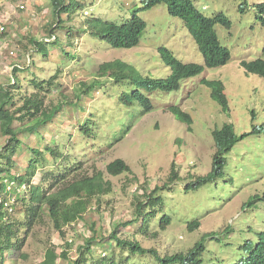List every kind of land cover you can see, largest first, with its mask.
I'll list each match as a JSON object with an SVG mask.
<instances>
[{
  "label": "rangeland",
  "instance_id": "374dc122",
  "mask_svg": "<svg viewBox=\"0 0 264 264\" xmlns=\"http://www.w3.org/2000/svg\"><path fill=\"white\" fill-rule=\"evenodd\" d=\"M261 1L194 0L205 15L222 12L230 19L229 29L222 25L215 27L221 43L230 51V60L182 79L176 90L155 92L151 96L153 110L142 116H137L138 111L132 114L118 103L116 94L120 86H114L106 75L98 78V67L102 62L119 59L144 74L164 77L170 69L160 60V46L168 48L178 59L202 64V55L193 38L182 22L167 12L166 4L144 9L142 0H77L81 8L68 17L66 12L58 15L50 0H12L2 5L0 20L6 21V31L0 34V86L14 82V67L21 69L16 77L23 95L39 92L34 87L35 78L46 83L56 74L52 80L55 87L46 86L40 93L48 106L65 101L60 112L62 119L48 124L44 139L20 134L25 145L43 146L54 138L63 145L70 160L82 161L81 175L94 169L105 172L106 163L117 157L131 168L129 173L117 176L105 172V179L112 183L111 192L93 200L81 219L62 228L63 234L44 215L28 238L24 248L26 258L19 260V264L39 263L47 248H53L59 255L55 264L72 263L78 257L79 247L92 236L103 243L93 246L89 259L103 252L108 256L111 247L106 248L105 244L111 240V230L129 220L133 222L120 225L116 235L138 241L160 256L186 253L205 235L206 251L202 255L210 258L207 260L216 256L231 260L239 253L236 247L243 240L253 241L255 232L264 230V131L250 133L264 123V76L247 73L239 65L241 58H264V28L254 12V5ZM18 4H23V9ZM134 12L146 22L137 46L114 49L90 36L88 30L83 32L89 16L120 23L128 21ZM50 29H55L52 35L61 46H52L51 42L47 44V54L42 55L31 39L52 41ZM68 30L73 37L70 40ZM62 49L70 50L73 56H66ZM202 77L222 81L227 108L222 109L210 96V89L200 82ZM97 78L102 88H96L98 82L92 84ZM73 102H77L75 106ZM168 104L179 106L191 116L189 129L166 110ZM87 119L99 129L94 140L78 133L77 126ZM226 122L232 124L238 140L227 153L223 173L216 182L185 188L188 182L211 170L216 150L211 132ZM127 126L129 130L124 134ZM242 134L247 135L242 137ZM118 138L121 139L114 141ZM6 139L0 131V148ZM69 149L71 154L67 152ZM17 160L22 171L26 162L20 157ZM172 163L177 175L174 182L169 181ZM38 179L36 175L33 183ZM155 187L160 188L157 191L160 199L156 200L163 211L157 213L147 232H141L138 230L141 218L136 221V203L145 200ZM164 214L170 217V223L159 227ZM195 220L199 221V227L189 230L187 225ZM227 228L228 233L224 232ZM213 232L218 233L220 241L210 234ZM112 248L113 254L120 253L121 248L116 244ZM62 251L66 257L60 255ZM154 261L151 253H138L128 264Z\"/></svg>",
  "mask_w": 264,
  "mask_h": 264
},
{
  "label": "trees",
  "instance_id": "16d2710c",
  "mask_svg": "<svg viewBox=\"0 0 264 264\" xmlns=\"http://www.w3.org/2000/svg\"><path fill=\"white\" fill-rule=\"evenodd\" d=\"M50 1L58 15L66 12L67 17L81 6L77 0ZM67 1L68 3H65ZM142 2L144 9H151L161 3L166 4L167 12L178 18L193 38L202 55L203 63L185 62L178 59L165 46L158 48L160 60L170 69L164 77L144 74L132 64L119 59L100 63L98 78L101 79L99 76L106 75L114 82V86H120L121 89L116 94L118 103L131 110L132 114L138 111L137 116H142L153 110L151 96L155 92L176 90L182 79L195 76L201 73L204 68L220 67L226 64L231 57L229 49L221 43L215 28L216 25H222L228 29L231 27L230 19L222 12L207 16L197 8L194 0H142ZM82 6L84 5L82 4ZM255 17L264 28V1L255 5ZM58 20H61L60 16ZM86 24L83 32L88 30L90 36L98 38L114 49L137 46L146 28V22L136 12L126 22L118 23L89 16L86 19ZM54 31L55 29L49 31V37L54 36L52 41H46V38L31 39L37 52L42 55L47 54L49 47L47 44L51 42L52 46L57 44L61 46L60 41L56 39L55 35H52ZM66 34L69 37L68 40L73 38L69 30ZM62 50L66 56H73L70 50ZM239 65L247 73L264 76L263 58L252 60L241 58ZM14 71V82H9L6 87L0 86V131L4 136H7L6 142L0 148V264H19V260L26 258L25 244L34 229L42 222L44 215L49 218L53 227L63 234L62 228L81 219L93 200L111 192L112 183L109 179H105V172L111 176H117L129 173L131 170L124 159L117 157L106 163L105 172L94 169L91 173L81 175L82 161H77L75 158L70 160L69 155L65 154L63 150V145L57 143L54 138H51L43 146L31 147L27 143L25 145V140L20 137V134L22 136L32 134L40 140L44 139L43 134L47 130L48 124L56 119H62L60 112L63 110L65 101H58L56 104L48 106L44 103V96L40 93V90L47 88L46 86L55 84L52 83V80L56 74L46 83L35 78L34 87L39 92L23 95L19 91V80L16 77V72L21 69L14 67ZM98 78L92 84L98 82L96 88H102ZM200 82L210 89V96L222 106V109L227 108L224 84L221 80L202 77ZM76 103L73 102L72 105L75 106ZM166 110L173 113L178 120L185 122L188 129L191 127V116L181 110L179 106L168 104ZM94 125L96 126L87 119L85 123L77 126L78 133L84 138L89 137L94 140L99 134L98 127L96 128ZM128 130L129 126L123 130V133L125 134ZM261 131H264V123L259 128L254 127L250 133ZM247 134H242V137ZM211 136L216 148L211 162L212 168L207 174L197 176L188 182L185 186L187 189L196 188L208 182H216L223 173L227 153L238 140L232 124L228 122L219 129H214ZM103 148L105 149V147ZM98 150L99 152L104 151L103 149ZM67 152L71 154V149ZM25 153H27L26 157H24ZM17 157L26 162L22 171H19L20 163ZM173 165L172 163L170 182H174L177 177ZM36 175H39V179L33 183V178ZM158 190L160 188L155 187L145 200H138L136 203V221L141 218L138 228L141 232H147L157 213L163 211L161 203L156 200L160 199ZM131 222L133 220L116 224L111 230L109 235L111 240L105 244L106 248L111 247L109 252L111 255L106 256L103 252L102 256H91L89 259L88 255L92 254L93 246L103 243L102 239L97 241L96 237L92 236L85 240L83 247H79L77 259L69 264H128L135 254L143 255L147 252L152 254L155 261L154 263L141 264H264V230L256 231L253 241L247 238L243 240L236 247L239 253L235 254L231 260L225 261L217 256L214 257L216 259L207 260L210 258L202 255L204 250L206 251L203 242L205 235L196 241L186 253L180 251L160 256L156 250L146 249L138 241L120 239L116 235L120 225ZM169 223L170 217L164 214L159 219L158 226L164 227ZM187 227L189 230H194L199 227V221L190 222ZM229 231V228L224 230L226 233ZM210 234H215L214 239L220 241L218 233ZM113 242L121 248L117 255L113 254L112 246L115 245ZM66 244L70 245V243ZM225 246L226 243L223 248ZM60 255L66 257V253L63 251ZM58 257L59 255L53 248H47L44 259L37 264H55Z\"/></svg>",
  "mask_w": 264,
  "mask_h": 264
},
{
  "label": "built area",
  "instance_id": "2783aa9c",
  "mask_svg": "<svg viewBox=\"0 0 264 264\" xmlns=\"http://www.w3.org/2000/svg\"><path fill=\"white\" fill-rule=\"evenodd\" d=\"M12 0H0V8L2 7L3 4L10 3ZM20 9H23L24 5L23 4H18L17 5ZM6 21L5 20H0V34L4 32L6 28Z\"/></svg>",
  "mask_w": 264,
  "mask_h": 264
},
{
  "label": "clouds",
  "instance_id": "9594fccd",
  "mask_svg": "<svg viewBox=\"0 0 264 264\" xmlns=\"http://www.w3.org/2000/svg\"><path fill=\"white\" fill-rule=\"evenodd\" d=\"M264 0H262L261 2H263ZM258 3H260V2H258ZM257 4V3H256ZM254 7H255V5H254ZM254 12H255V10H254ZM50 38V37H49ZM160 57V56H159ZM264 59V58H263Z\"/></svg>",
  "mask_w": 264,
  "mask_h": 264
}]
</instances>
